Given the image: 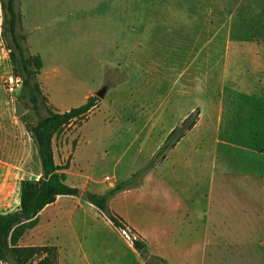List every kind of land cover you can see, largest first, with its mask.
Wrapping results in <instances>:
<instances>
[{
  "label": "rangeland",
  "instance_id": "obj_1",
  "mask_svg": "<svg viewBox=\"0 0 264 264\" xmlns=\"http://www.w3.org/2000/svg\"><path fill=\"white\" fill-rule=\"evenodd\" d=\"M15 7L26 54L42 61L38 81L48 107L52 104L64 112L83 105L88 97L98 98L96 93L107 88L84 120L57 133L56 146L65 141L67 148L60 166L69 168L77 147L73 171L62 176V185L99 194L108 185L124 182L150 162L170 131L195 110L199 116L194 137L218 145L221 160H227L232 150L238 158L246 155L264 173V115L254 111L257 106L264 110V95L251 101L243 95L244 80H264V0H16ZM4 25L0 2V110L13 116L22 86L16 94L5 90L9 76L20 78L17 55L13 61L3 44ZM5 38L12 45L9 34ZM19 103L24 114L15 116L27 124L47 115L42 103L38 115L27 99ZM248 117L251 126L245 128ZM236 120L239 125L229 127ZM209 147L191 155L187 170L172 172L170 181L177 193L181 185L187 186L186 194L198 210L192 208L194 213L211 206L213 221L218 217L213 210L228 204L230 195L224 197L229 190L220 189L219 175H212ZM263 177L253 175L254 187H264ZM158 195L153 199L149 193L139 198L116 194L109 207L138 229L168 225L172 217L175 231L183 232L181 220L190 219L185 230L195 241L201 239L195 236V216L178 220L166 216L165 197ZM85 212L84 234L81 227L77 233L60 231L56 238L46 234L60 247L58 263L136 264V255L98 211L87 207ZM225 215L230 217L232 236L233 214ZM177 232L173 234L177 242L189 240L188 234ZM27 233L18 246H42L36 243L43 238ZM245 239L253 242L246 246L250 251L237 245L240 256L222 264H264L260 228L254 227ZM145 250L143 256L137 251L143 264H163Z\"/></svg>",
  "mask_w": 264,
  "mask_h": 264
},
{
  "label": "crops",
  "instance_id": "obj_2",
  "mask_svg": "<svg viewBox=\"0 0 264 264\" xmlns=\"http://www.w3.org/2000/svg\"><path fill=\"white\" fill-rule=\"evenodd\" d=\"M243 95L245 100H261L264 95V80H244ZM51 106L52 108H49L53 112L63 113L57 110L52 104ZM254 111H258L264 115V110L260 106H257ZM250 113L251 111H248V114ZM237 121L238 120L229 127L239 125ZM250 122L251 120L249 118L248 121L244 122L243 126L245 128L250 127ZM68 126H70V124L67 125V127ZM197 127L198 124L196 123L194 127L180 139L175 147L166 154L165 159L142 178L138 187L118 194H130L133 195V198H139L149 193L153 199H156L159 197L158 194L162 193L165 197V215H173L175 220H178L179 216H184L185 218L190 215L191 217L195 216V236L199 238L200 235L201 239L195 241V239L191 237L193 233L191 232V234L185 230V225L190 224V219L181 220L180 228L183 229V232L175 231V227L172 226L173 224L171 225L172 217H170L168 225L166 223L163 225L153 223L145 230L129 225L110 208L112 213L125 226L127 232L133 239L139 240L145 244L149 256L162 260L163 264H222L223 261H233L236 257L240 256V253H237V245L244 246V250L250 251L246 246H252L253 242H251V240L247 241L245 237L248 234L251 236L254 227L258 226L260 228V233L264 234V187L260 185V188H256L251 182L253 175H261L264 173L261 172L257 165L249 162L246 155L242 158H238L236 153L232 150L227 160H221L219 157L218 145L203 143L199 138L193 136ZM218 127H220V125L217 126V128ZM210 129L215 130L216 126ZM56 144L57 133L52 138L51 148L54 164L60 166L62 163L61 161L66 159V156H63L62 153L65 149L67 150V148L65 146V141L63 145L59 144L56 146ZM209 145L208 152L209 154L211 152L213 153V157H211V169L214 173L212 175L214 178L216 175H219L220 189H224L225 191L227 189L229 190L224 197L230 195V202L228 204L217 205L213 210L214 213L218 215L216 220L213 221L211 220V206L210 208L205 207L201 209L198 213H194L193 210H198L197 207H193L194 199L188 198L186 194L187 186L181 185V189L179 193H177L172 188L170 181L172 172L173 174H182L184 170H187V166L191 164L188 163L190 161L189 157H191V155L200 154L202 149ZM76 151L77 147L69 168L57 171L54 174V182L56 184L62 185V181L64 180L62 176H69L76 159ZM170 153H173V155L170 156ZM38 159L36 146L26 130L25 123H23L21 118L18 119L15 115L12 116L9 110H0V166H3L2 169H0V181L2 182L0 188L3 189L0 191L2 198L0 201L2 202V204L0 203L1 214H7L18 210L21 182L37 181L40 179L42 169ZM221 161L224 163L227 161V163L222 164ZM262 179L264 181V177ZM114 187L113 185H108V188L100 191L98 195H103ZM197 187L196 185V189ZM148 189L150 191H148ZM80 191L93 193L89 191L87 187H83ZM211 193H213V191ZM209 194L210 192L207 193V195ZM11 198H14L13 202ZM87 207L91 208L94 206L77 197L58 196L53 203L47 205L39 212L36 217V226L27 234L32 236L38 235L43 238L44 241L36 243V245L55 246L60 252V247L53 241H48L46 239V234L56 238L60 231L71 229L74 231L73 233H77L80 227L84 234V229L88 226L85 212ZM186 208L189 209L185 211ZM94 209L96 208L94 207ZM96 211H98V215L102 217L104 223L118 234L121 242L128 251L136 255V264H143L137 251L133 248L131 240L129 241L126 238L124 231H120L113 227L99 210L96 209ZM230 213L233 214L232 228L234 229L232 230V236L228 232L231 227L230 220H228L230 217L229 215L228 217L225 215ZM242 230L244 231L242 232ZM174 232H177L179 235L184 234L185 236L188 234L189 240L182 238L185 242H177L175 237H173ZM199 240L200 244L198 243ZM258 242L259 246L264 248V242L262 240Z\"/></svg>",
  "mask_w": 264,
  "mask_h": 264
},
{
  "label": "trees",
  "instance_id": "obj_3",
  "mask_svg": "<svg viewBox=\"0 0 264 264\" xmlns=\"http://www.w3.org/2000/svg\"><path fill=\"white\" fill-rule=\"evenodd\" d=\"M0 2L5 21V25L2 27L3 43L5 48L10 52V57L13 61L17 60L16 55L18 57L16 70L18 71L17 75L21 80L22 86V92L18 101L22 102L23 99H27L34 113L37 115L39 104L42 103V106L46 107L47 110V115L43 118H38L35 124H27L21 118L36 146L42 175L37 181L21 182L17 211L7 214L0 213V264H59V251L55 246L21 247L17 245L18 240L36 226V217L39 212L47 205L53 203L58 196L77 197L94 206L113 227L126 232L136 251L141 252L145 250V244L133 239L125 226L112 213L109 201L120 192L138 187V182L151 169L162 162L166 154L194 127L197 123L199 112L195 110L170 131L147 165L132 174L124 182L117 184L107 193L98 195L56 184L54 182V174L57 171L67 169V167L66 165L64 167L54 164L51 148L52 138L67 125L78 120H84L97 107L98 98L90 97L83 105L71 108L63 113L53 112L47 106V99L43 96L38 81V76L42 69L41 58L37 55L27 56L26 54L24 47L26 37L20 33L19 25L21 17L15 7L16 0H0ZM6 34H9L11 37L12 45L7 43ZM154 259L159 260L157 258ZM159 261L162 262V260ZM146 264L149 263L146 261Z\"/></svg>",
  "mask_w": 264,
  "mask_h": 264
},
{
  "label": "built area",
  "instance_id": "obj_4",
  "mask_svg": "<svg viewBox=\"0 0 264 264\" xmlns=\"http://www.w3.org/2000/svg\"><path fill=\"white\" fill-rule=\"evenodd\" d=\"M21 88V81L15 76H9L5 80V90L7 93L16 94ZM108 180V178H107ZM126 234V232H124Z\"/></svg>",
  "mask_w": 264,
  "mask_h": 264
},
{
  "label": "water",
  "instance_id": "obj_5",
  "mask_svg": "<svg viewBox=\"0 0 264 264\" xmlns=\"http://www.w3.org/2000/svg\"><path fill=\"white\" fill-rule=\"evenodd\" d=\"M107 88L106 87H103L101 90H99L97 93H96V96L98 98H103L104 95H105V92H106ZM14 111H15V115L17 117H20L24 114V108L21 106V104L18 102V101H15L14 102ZM146 253V250H142L140 252V256H143L145 255Z\"/></svg>",
  "mask_w": 264,
  "mask_h": 264
}]
</instances>
